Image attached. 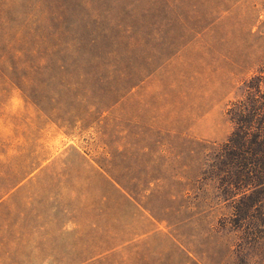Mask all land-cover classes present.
I'll use <instances>...</instances> for the list:
<instances>
[{
	"label": "rangeland",
	"instance_id": "rangeland-1",
	"mask_svg": "<svg viewBox=\"0 0 264 264\" xmlns=\"http://www.w3.org/2000/svg\"><path fill=\"white\" fill-rule=\"evenodd\" d=\"M252 87L264 0H0V264H264Z\"/></svg>",
	"mask_w": 264,
	"mask_h": 264
},
{
	"label": "trees",
	"instance_id": "trees-1",
	"mask_svg": "<svg viewBox=\"0 0 264 264\" xmlns=\"http://www.w3.org/2000/svg\"><path fill=\"white\" fill-rule=\"evenodd\" d=\"M252 89L255 90V93L249 94V102L252 105L251 114H246V108H244V106L239 108V113H237L236 117H238L240 128L238 129V133L234 135V137H236L234 142L237 144L238 151L244 152L243 149L249 138L253 147L250 152H252L251 154L256 158L257 167L262 164L264 168V150H261V145L264 144V93L260 94L257 90L258 87H252ZM247 122H249V131L244 132L243 129L246 128L245 124ZM230 142H233V140ZM227 147L228 146H226L225 149H227ZM239 155H243V153H239ZM260 160H263V163ZM258 185L261 184L258 183L255 186Z\"/></svg>",
	"mask_w": 264,
	"mask_h": 264
}]
</instances>
